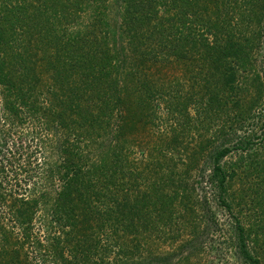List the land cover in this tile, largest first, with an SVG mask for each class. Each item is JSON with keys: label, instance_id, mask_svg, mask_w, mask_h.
<instances>
[{"label": "trees", "instance_id": "16d2710c", "mask_svg": "<svg viewBox=\"0 0 264 264\" xmlns=\"http://www.w3.org/2000/svg\"><path fill=\"white\" fill-rule=\"evenodd\" d=\"M76 5L82 12L90 7L103 11L100 4L90 6L81 1ZM123 5V22L115 27L108 16L95 12L89 25L73 32L68 24L74 20L62 15L52 21L41 19L60 34L52 38L42 30L32 35L25 28L40 29L36 23L41 20L35 13L30 17L36 19L24 20L23 27H18L21 31L15 34L4 33L0 24V264H34L33 260L35 264L43 260L47 264L124 262L125 257L110 259L112 254L126 255L132 250L131 245L122 247L121 230L133 236L141 229L160 230L166 225L160 220L161 212L167 210L174 216L178 197L163 188L134 200L123 195L119 173L127 157L119 139L112 137L114 142L109 140L99 159L89 156L85 146L83 124L104 129L97 117L118 110L123 113L126 100L118 77L128 65L126 60H131L133 69L127 74L142 79L137 76L138 63L153 65L165 59L185 63L189 46L192 56H202L220 69L222 85L231 91L238 89L239 69L252 64L248 49H253L254 42L246 45L234 36L228 11H220L221 20H206L205 24L200 20L197 0H124ZM161 6H165L163 11ZM221 32L229 37L223 39ZM155 34L160 35L158 39ZM42 40L51 53L32 55L33 42ZM80 65L90 74L75 87L46 83L44 91L40 88L43 76L60 84L63 68ZM148 82V77L142 81L143 89ZM209 97L207 104L215 102ZM231 151L220 149L215 157V174L221 177L223 191L228 174L220 162ZM260 167L264 170V164ZM132 171L133 175L137 172ZM180 190H174L175 194ZM187 192L185 189V199L190 198ZM239 230L241 255L250 264H262L252 254L251 234L240 223Z\"/></svg>", "mask_w": 264, "mask_h": 264}, {"label": "rangeland", "instance_id": "374dc122", "mask_svg": "<svg viewBox=\"0 0 264 264\" xmlns=\"http://www.w3.org/2000/svg\"><path fill=\"white\" fill-rule=\"evenodd\" d=\"M81 1L90 6L100 4L103 11L98 13L90 7L82 12L76 5ZM197 1L200 20L205 24L221 20L220 11L229 12L234 36L246 45L254 42L253 49H248L252 64L239 69L238 89L231 91L222 85L220 69L202 56H192L189 46L186 50L190 55L185 63L176 59L155 61L153 65L138 63L141 67L137 76L142 79L127 74L133 69L131 60H126L128 65L118 77L126 100L123 113L120 115L118 110L113 115L97 117L104 129L95 130L89 123L83 124L86 149L89 156L99 159L109 140L116 137L127 157L126 166L119 173L121 184L124 182L123 195L134 200L138 195L163 188L178 199L174 216L167 210L160 211V220L166 221L163 229H141L136 236L121 230L119 240L125 243L122 247L131 245L132 250L126 254L128 259L125 253L112 254L110 259H126L111 264H250L240 252L239 223L251 234L248 241L252 254L264 264V170L260 167L264 164V0ZM123 3L124 0H0V16L4 17L0 24L2 31L11 35L21 31L18 27H23L24 20L36 19L30 17L34 16L32 13L44 21L46 17L52 21L62 15L75 21L68 24L73 32L81 25H89L95 12L108 16L113 26L121 25ZM164 9L161 6V11ZM36 25L40 29L25 28L32 35L42 30L47 37L60 36L50 22L43 24L37 20ZM155 35L156 39L160 36ZM222 36L229 37L225 32ZM32 46V55L51 53L45 40L34 41ZM61 71L60 84L43 76L42 91L46 83L75 87L90 74L82 65ZM147 77L150 85L143 89L141 83ZM209 95L215 100L212 104H207ZM78 119L81 121V117ZM226 147L232 151L220 162L228 174L223 191L214 166L217 151ZM132 170L137 172L133 175ZM176 189L182 191L175 194ZM185 189L189 199L184 197ZM39 264L47 263L43 260Z\"/></svg>", "mask_w": 264, "mask_h": 264}]
</instances>
